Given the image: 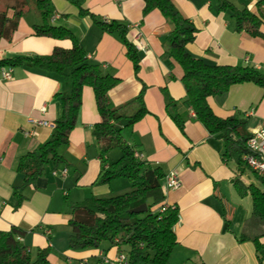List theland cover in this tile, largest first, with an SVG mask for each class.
<instances>
[{"label": "crops", "instance_id": "crops-1", "mask_svg": "<svg viewBox=\"0 0 264 264\" xmlns=\"http://www.w3.org/2000/svg\"><path fill=\"white\" fill-rule=\"evenodd\" d=\"M171 1L197 29L194 41L186 46L191 56L209 65L264 67V39L237 32L234 19L228 12L219 11L215 0ZM231 1L240 7L236 0ZM256 2H246L252 13H256ZM84 8L101 20L130 25L126 36L138 58L137 76L117 36L103 32L88 16L79 15L68 1L51 0L49 23L71 31L87 59L99 63L102 73L119 79L108 98L110 107L118 109L121 118L114 125L120 128L125 142L142 154L146 166L159 168L164 176L174 173L180 181L178 189L164 193L163 205L176 207L180 218L173 230L177 245L169 264H260L252 241L239 242L238 238L259 237L264 244V225L252 216L250 196L249 207L238 210L229 205L227 195L235 199V179L245 186H261L249 169L241 173L234 162L222 161L220 135H210L193 110L182 103V69L164 54L165 38L172 29L169 21L157 10L143 16V0H84ZM41 22L30 6L19 18L11 40H0V59L49 55L54 48H71L70 40L35 36L33 26ZM260 31L264 33V23ZM11 70L10 80L0 79V233L11 227L23 230L21 242L30 253L34 255L37 248L50 249L49 264L93 263L101 256L127 255V246L108 242L85 250L68 247L71 231L67 221L72 204L131 190L123 178L96 183L102 165L92 131L100 118L90 87L82 90L68 145L59 149L65 163L55 168L48 165L44 174L23 190L25 199L14 208L13 190L22 183L16 171L19 158L35 151L52 133V127L33 125L29 120L54 124L60 115L57 94H69L70 81L29 66ZM140 92L148 114L127 125V119L139 109V104L132 101ZM166 98L174 106L167 109ZM207 104L219 118H244L248 133L264 122V89L253 83L232 85L223 96L209 97ZM171 113L182 121V130ZM26 131L31 135L24 136ZM115 150L119 158L121 152ZM113 162L107 156L103 167L109 169ZM63 169L66 175L61 174Z\"/></svg>", "mask_w": 264, "mask_h": 264}, {"label": "trees", "instance_id": "trees-1", "mask_svg": "<svg viewBox=\"0 0 264 264\" xmlns=\"http://www.w3.org/2000/svg\"><path fill=\"white\" fill-rule=\"evenodd\" d=\"M66 1L77 8L79 15L88 16L103 32L118 37L137 76L138 58L126 36L130 25L99 19L84 8V0ZM215 1L219 11L228 12L234 19L237 32L245 31L252 37L264 39V33L260 31L264 23V0H257L256 13L247 9L248 0H236L240 7L231 0ZM30 6L42 21L40 25L33 26L35 36L70 40L72 46L69 49L54 48L49 55L2 58L0 69L29 66L40 73L65 76L70 81V92L67 95L57 94L60 98V115L53 124L49 139L17 162L16 171L21 175L22 183L13 190L14 208L25 199L23 190L41 177L48 165L55 168L65 163L59 149L68 145L80 110L82 90L90 87L100 118L92 131L99 146L102 165L96 183L107 184L123 178L130 183L131 190L116 196L91 197L72 204L67 221L71 231L68 247L71 250H85L98 248L102 242H108L116 247H128L129 264H169L177 245L173 227L177 222L178 211L174 206H165L163 212H159L165 199L161 184L164 174L159 168L146 166L143 161L135 159L133 149L123 139L120 128L114 125L115 120L121 117L118 109L110 107L108 92L118 84L119 79L102 73L99 63L87 59L71 31L49 23L51 0H0V40H11L19 18ZM152 10H157L172 26L165 38L164 54L182 69L181 83L185 90L182 103L193 110L196 120L206 127L210 135H220L222 161L234 162L239 171L244 173L247 167L242 162V155L246 153L245 143L249 137L245 119L238 115L217 117L208 106L207 99L223 96L235 84L253 83L264 89V71L252 66L209 65L194 58L186 50L197 33L193 23L182 16L171 0H143L142 15L146 16ZM132 102H137L139 109L127 119V125L134 124L148 114L143 105L142 92ZM172 105L174 102L166 98V108ZM170 116L178 129L182 130L183 124L178 115L171 113ZM115 149L120 150L121 156L109 164V169L104 168L107 156ZM253 174L261 187L253 184L245 186L238 179L233 181V185L241 196H250L252 216L264 225V177ZM143 204L146 205L144 213L130 212ZM24 235L25 232L17 227L0 233V264H49L50 249L37 248L33 255L19 240ZM245 240L252 241L259 263L264 264V244L259 241V237L242 235L238 238L239 242Z\"/></svg>", "mask_w": 264, "mask_h": 264}, {"label": "built area", "instance_id": "built-area-1", "mask_svg": "<svg viewBox=\"0 0 264 264\" xmlns=\"http://www.w3.org/2000/svg\"><path fill=\"white\" fill-rule=\"evenodd\" d=\"M264 71V67L256 68ZM12 78L11 68L0 69V79L10 80ZM29 123L37 126H48L53 128V124L43 120H29ZM31 135L30 132H24V136ZM246 153L242 155V162L245 166L260 177H264V122H261L255 129L249 133V137L245 143ZM133 156L137 160H142L141 153L133 151ZM66 169L61 170L62 175H66ZM180 187V181L174 173H169L163 178V193L169 190H176ZM165 205L159 207V212H163ZM179 215L176 224L179 222ZM175 224V225H176ZM174 225V226H175ZM174 230V227H173ZM21 241V239H19ZM79 264H129L128 256L124 253H118L113 257L101 256L96 262L81 260Z\"/></svg>", "mask_w": 264, "mask_h": 264}, {"label": "rangeland", "instance_id": "rangeland-1", "mask_svg": "<svg viewBox=\"0 0 264 264\" xmlns=\"http://www.w3.org/2000/svg\"><path fill=\"white\" fill-rule=\"evenodd\" d=\"M117 151L115 150V151H113V152H111L109 155H108V159H109V161L110 162H113V161H115L117 158H118V156H117ZM117 195L119 194V193H116ZM114 196H116L115 194H113ZM246 196V195H245ZM245 196H241L239 193H238V191L236 192V196H234L235 197V199L233 198H231L230 196H228L227 195V201H228V203H229V205L231 206V207H234V208H236V209H238V210H240L241 209V207H246L247 206V208L249 207V195H248V197H246L245 198ZM240 205V206H239ZM255 220H257V219H255ZM258 221V220H257Z\"/></svg>", "mask_w": 264, "mask_h": 264}, {"label": "water", "instance_id": "water-1", "mask_svg": "<svg viewBox=\"0 0 264 264\" xmlns=\"http://www.w3.org/2000/svg\"><path fill=\"white\" fill-rule=\"evenodd\" d=\"M145 211H146L145 204L130 210L131 213H136V214L144 213Z\"/></svg>", "mask_w": 264, "mask_h": 264}]
</instances>
